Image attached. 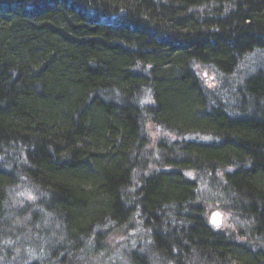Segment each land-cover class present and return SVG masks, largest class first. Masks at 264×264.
Here are the masks:
<instances>
[{"label": "trees", "instance_id": "1", "mask_svg": "<svg viewBox=\"0 0 264 264\" xmlns=\"http://www.w3.org/2000/svg\"><path fill=\"white\" fill-rule=\"evenodd\" d=\"M256 51L264 0H0V264H264V66L199 76Z\"/></svg>", "mask_w": 264, "mask_h": 264}, {"label": "rangeland", "instance_id": "2", "mask_svg": "<svg viewBox=\"0 0 264 264\" xmlns=\"http://www.w3.org/2000/svg\"><path fill=\"white\" fill-rule=\"evenodd\" d=\"M257 66H264V51H256L252 54H249L246 56L239 64L237 71L234 72L229 78H224L222 76H218L214 74L212 71H206L204 74H199L200 79L202 81V84L209 90L216 92L223 84L229 85L230 83L236 84V82L239 81V76L243 73L250 72L253 68ZM233 86L231 88L233 92ZM217 94V93H216ZM233 96V95H232ZM231 96V97H232ZM144 130L146 134V139L148 141L147 145V151H151L150 157L153 159L152 161H149L151 163V167H156L158 163V150L156 146L159 143H170L172 141H180V139L176 138L174 134H167L156 127H154L151 123L146 122L144 123ZM188 138H192L198 142H209L210 139L206 136H194L190 135L187 136ZM201 177V175H200ZM199 175H194L192 178L197 182L199 185V194L200 198H205L204 192L206 194L209 193L207 189H205L206 186L209 185V181H205L202 178H200ZM205 201H209L206 200ZM214 201V200H213ZM206 213H205V219L208 225L218 232H222L226 235L235 236V238L239 237V229L243 226L242 221L236 216L231 214L228 210L221 211V209H217L212 203L210 204H204L202 203ZM138 228H140L138 226ZM109 231V232H108ZM141 231V230H140ZM102 234L104 233L103 230L100 231ZM108 232V233H107ZM106 236V244L102 243V246H104V249L108 252L110 259L114 257H122L124 255V250L129 249L133 250L135 249V242L138 241L137 230H132L128 228L124 229H107L105 231ZM142 233H140V239L143 238L141 236ZM137 238V239H136ZM142 249H144L142 247ZM94 259V256H92ZM96 262V261H94ZM111 261H109L107 264H110ZM98 264V263H95ZM122 264H126V262H123Z\"/></svg>", "mask_w": 264, "mask_h": 264}]
</instances>
